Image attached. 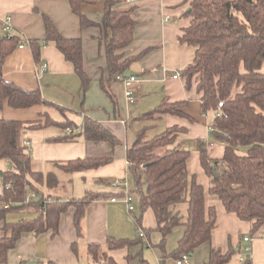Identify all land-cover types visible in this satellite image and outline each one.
<instances>
[{"label": "trees", "instance_id": "obj_1", "mask_svg": "<svg viewBox=\"0 0 264 264\" xmlns=\"http://www.w3.org/2000/svg\"><path fill=\"white\" fill-rule=\"evenodd\" d=\"M71 11L78 16L81 29L96 27L100 31V43L106 62V77L101 79L102 90L116 106V99L109 87L125 80L132 58L120 54L133 41L135 22L132 11L120 12L114 8L123 0H105L104 15L100 23L89 21L81 13L82 0H66ZM191 4L189 25L183 29L179 41L194 48L192 62L181 71L185 87L196 83L200 95V111H212L214 118L209 133L223 147L220 159H212L201 144L199 163L209 178V195L215 197L226 213L235 215L251 225V234L264 227V0H183ZM45 42H51L69 62L81 81V91L88 87L82 68L80 39H64L46 17ZM18 36H5L0 23V110L6 104L12 109H28L47 106L38 91H25L4 79L1 70L3 60L20 43ZM34 60L39 63L41 43L29 41ZM138 59V58H136ZM219 104L221 106L219 107ZM50 105V104H49ZM188 101L171 102L165 98L129 125L135 141L127 148L126 160L132 179L133 196L138 200L140 216L135 217L140 227L142 214L151 210L156 221V231L164 238L171 230L182 225L183 236L178 240L172 256L179 260L189 258L202 244L208 243L216 224L214 207H205L203 187L195 176H188L187 162L190 152L176 145L184 128L167 127L157 132L166 115L192 118L183 112ZM46 118L48 116H45ZM49 121V119H47ZM137 123V125H133ZM66 129L75 128L70 123H54ZM0 119V162L11 165L1 171L0 219L7 211L36 209L31 218L4 224V236L0 238V264L23 233H58L61 215L69 208L75 209L74 227L79 240L84 238L85 209L93 200L87 195L80 200L64 201L59 198L39 197L25 201L35 189L36 183L45 180L47 187L58 183L53 174L44 176L31 169L30 156L21 144L26 129H36L39 123L25 124ZM69 134L61 141H105L115 146L119 141L105 128L85 118L77 134ZM107 160H76L61 164L71 171H85L107 163ZM186 204L183 218L175 209ZM6 206V208H4ZM146 236L148 231L141 230ZM138 235L134 240L108 238L104 245H87V264H117L110 252L127 248L126 264H149L142 255H131L130 248L142 244ZM162 243L158 247H162ZM74 250V249H73ZM237 251L210 249L205 264H226ZM247 254V253H246ZM248 255V254H247ZM22 262L21 264H24ZM41 264H54L46 262ZM237 264H251L249 256Z\"/></svg>", "mask_w": 264, "mask_h": 264}, {"label": "crops", "instance_id": "obj_2", "mask_svg": "<svg viewBox=\"0 0 264 264\" xmlns=\"http://www.w3.org/2000/svg\"><path fill=\"white\" fill-rule=\"evenodd\" d=\"M82 2L81 13L89 21L100 23L105 0ZM114 9L120 12L132 11L135 22L133 41L120 54L134 60L127 73H132L137 81L131 87H126L122 82L113 83L109 87L116 99V106L101 86V79L106 77V62L98 28L81 29L78 16L71 11L66 0H0V23L8 19L11 35L18 36L21 41L1 63L2 75L22 90L38 91L48 103L47 106L37 105L28 109H12L4 104L0 110V119L18 121L24 126L35 121L41 125L36 129L23 127L25 130L21 135V144L23 146V142L28 143L25 149L30 156L32 171L41 172L44 176L53 174L58 184L49 188L45 180L36 183L35 189L40 196L31 192L28 198L35 195V199L43 196L76 201L87 195L93 197L85 209L82 240L78 239L73 223L75 209L69 207L59 219L56 235L51 231L41 234L23 233L15 247L9 251L5 264H87L88 244L104 245L108 238L134 240L139 228L151 229L144 223L143 214L140 227H136L134 221L135 217L140 216L139 207L136 208L137 212L135 208L132 212L127 211L123 195L129 192L134 200L131 192L133 184L127 187L115 186L116 180L127 181L130 177L126 151L135 137L128 125L139 115L156 108L165 98L171 102L188 101V107L183 112L192 120L166 115L160 124L163 129L177 126L187 131L184 124L199 123L202 120L201 114L196 111V105L200 108L196 83L193 80L191 87L186 89L185 79L181 75V71L192 62L194 56V48L179 41L183 29L190 22L189 14H186L191 9L190 3H184L183 0H123ZM165 16L170 19L166 21ZM44 17L53 23L62 38L81 40L82 68L88 80L84 93L73 66L65 61L53 43L45 42ZM31 40L42 45L39 63L33 58L29 46ZM42 65H46L44 72L40 71ZM175 74H180V77L173 79ZM126 90L131 91L135 99L132 105L124 97ZM192 90H195L194 96L189 94ZM192 104L194 106L189 107ZM85 118L105 128L119 143L112 146L105 141H61L71 133L77 134ZM54 123H70L75 128L71 131ZM208 153L212 159H216ZM190 158L187 162L188 176H195L197 183L203 187L205 207L212 206L216 211V224L208 242V254L210 249L225 252L230 246L237 251L236 254H241L239 260L249 256L251 264H264V227L251 234L249 222L226 213L219 201H211L208 196L209 179L202 183L196 174L189 171ZM76 160L108 162L77 172L61 166ZM6 168L7 163L0 162V171ZM113 198L114 202L111 201ZM186 210V204L175 209L183 218ZM38 212L36 209L7 211L0 219V238L4 236L6 222L31 218ZM243 238L250 240L245 242ZM247 246L248 255L244 252ZM128 251L124 248L112 251L109 255L118 262L116 257L124 259Z\"/></svg>", "mask_w": 264, "mask_h": 264}, {"label": "rangeland", "instance_id": "obj_3", "mask_svg": "<svg viewBox=\"0 0 264 264\" xmlns=\"http://www.w3.org/2000/svg\"><path fill=\"white\" fill-rule=\"evenodd\" d=\"M189 94L194 96L195 90L190 91ZM191 100L192 99H190V101ZM193 106L194 104H192V106L189 105V107ZM196 111L199 115L201 114L200 108L197 105ZM201 118L202 120H199V123L184 124L187 131L178 136L176 145H180L181 148L190 152L191 158L189 162V171L196 174L200 182L205 183L209 178L199 163L198 156L201 144H203L206 150L211 153L212 157L216 159L221 157L223 148L221 143L209 133V126L214 118L213 112L207 111L205 114H201ZM158 129L161 131L163 128L159 125ZM209 145H212V147H209ZM127 184H132V179L130 177L129 180H127ZM1 191L2 184L0 182V192ZM208 196L211 201L218 203V200L215 197L209 195V193ZM132 204L137 212L136 208H138V200L136 197L134 198ZM4 208H6V206H4ZM144 213V223H146L147 228L150 227L151 229H147V237L143 238L142 244L130 248L131 255H142V257L148 261L149 264H176L177 260L174 256H172V252L176 249L178 240L183 236L184 227L182 225L174 227L164 238L155 229V221L151 210H147V212ZM138 230L141 231L142 228H139ZM161 243L163 246L158 247ZM209 246V243L199 246L193 256L190 258L188 257L187 264H205L208 258ZM240 256L241 254H235L226 264H237ZM116 259L118 264H125L123 258L116 257Z\"/></svg>", "mask_w": 264, "mask_h": 264}, {"label": "built area", "instance_id": "obj_4", "mask_svg": "<svg viewBox=\"0 0 264 264\" xmlns=\"http://www.w3.org/2000/svg\"><path fill=\"white\" fill-rule=\"evenodd\" d=\"M126 2H134L135 0H125ZM169 16H165V20H169ZM8 19L5 21V22H1V33L5 36H10L11 35V27L8 23ZM21 48V47H20ZM46 69V65H42L40 66V71L41 72H44ZM180 77V74H175L173 76V79H177ZM123 84H125L126 87H131L133 85H135L137 83L136 81V78L134 76L132 77H129V78H126L125 80L121 81ZM124 97L127 101V103L129 105H132L135 103V99L133 98V95H132V92L129 91V90H126L125 93H124ZM221 106V104H219V107ZM23 146L24 147H27L28 146V143L27 142H23ZM115 186L117 187H120V186H123V187H127L128 184H127V181L126 180H116L115 181ZM31 199H35V195H33L32 197L30 198H27V200L25 201L26 203H28ZM112 202L115 201V199L113 198L111 200ZM123 201L127 207V211L128 212H132L134 207H133V199H132V194L127 192L123 195ZM137 235L140 237V238H145V235L142 231H137ZM243 240L245 242H249V238H243ZM245 253L249 254V247L247 246L244 250ZM240 261H242V259H240ZM188 263V256L187 255H183L179 260H177V263L176 264H187Z\"/></svg>", "mask_w": 264, "mask_h": 264}, {"label": "water", "instance_id": "obj_5", "mask_svg": "<svg viewBox=\"0 0 264 264\" xmlns=\"http://www.w3.org/2000/svg\"><path fill=\"white\" fill-rule=\"evenodd\" d=\"M191 12V9H188L187 11H186V14H189ZM133 76V74L132 73H126V74H124V78L126 79V78H129V77H132ZM11 169V165L10 164H8L7 165V170H10ZM0 174H1V171H0ZM28 264H35L34 262H30V263H28Z\"/></svg>", "mask_w": 264, "mask_h": 264}]
</instances>
